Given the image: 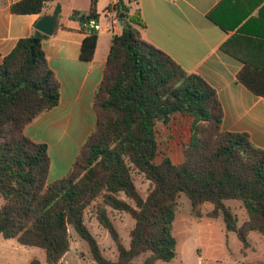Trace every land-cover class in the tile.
<instances>
[{
    "label": "trees",
    "instance_id": "obj_1",
    "mask_svg": "<svg viewBox=\"0 0 264 264\" xmlns=\"http://www.w3.org/2000/svg\"><path fill=\"white\" fill-rule=\"evenodd\" d=\"M55 0H22L12 6L17 15H45ZM98 0L88 14L72 18L86 35L82 59L92 61L99 33ZM124 12L126 25L112 40L103 79L94 98L96 124L82 144L70 172L50 181L49 145L30 139L26 129L61 103V86L43 46L46 36L18 41L0 64V237L21 246L42 249L47 264H59L71 250L74 230L87 242L97 264H173L178 256L174 234L178 199L194 208L214 206L223 214L227 231L244 248L250 235H264V149L245 133L223 130L224 112L216 90L203 78L185 71L171 56L142 38L139 11L130 15L123 5L107 8ZM61 7L54 15L59 17ZM65 29V28H64ZM65 30H68L67 28ZM253 94L264 98V64L245 61L237 76ZM176 116L191 119L184 160L157 164V127ZM143 175L151 188L143 197L134 179ZM125 197V198H124ZM240 201L248 214L242 225L226 202ZM94 208L96 221L115 243L118 257L107 258L86 223ZM129 214L134 227L126 246L108 209ZM31 264H42L34 259Z\"/></svg>",
    "mask_w": 264,
    "mask_h": 264
},
{
    "label": "crops",
    "instance_id": "obj_2",
    "mask_svg": "<svg viewBox=\"0 0 264 264\" xmlns=\"http://www.w3.org/2000/svg\"><path fill=\"white\" fill-rule=\"evenodd\" d=\"M20 1L0 0V64L18 41L38 31L35 25L43 16H55L56 7H61L59 17L55 16L58 21L55 34H44L43 42L61 86V103L30 124L26 134L38 143L52 142L51 145L66 153L71 149L69 146L78 143V156L94 129L87 136L81 134L85 113H95V94L115 35L101 32L94 59L84 61L81 53L86 35L81 32L80 21L72 15L74 12L88 14L92 0H55L45 15L14 14L12 6ZM116 4L126 7L130 15L140 12L145 23L141 29L145 42L171 56L185 71L200 76L216 90L224 112V131L248 134L254 145L264 149V98L253 94L237 78L245 61L264 64V0H98L101 22L106 19L107 8ZM125 25L120 22L118 35ZM77 126L78 129L71 130ZM66 138L70 143L65 148ZM74 161L63 175L49 180L65 177ZM91 260L95 262L92 256ZM32 261L29 257L22 258L20 253L0 256V264H31ZM86 261L87 256L72 254L70 250L59 264Z\"/></svg>",
    "mask_w": 264,
    "mask_h": 264
},
{
    "label": "rangeland",
    "instance_id": "obj_3",
    "mask_svg": "<svg viewBox=\"0 0 264 264\" xmlns=\"http://www.w3.org/2000/svg\"><path fill=\"white\" fill-rule=\"evenodd\" d=\"M85 114V124L81 128V134L84 133V136H87L95 126L96 116L95 113ZM190 121V118L176 116L169 126L160 125L157 127V137L160 147L156 160L157 164L162 163L166 158H170L175 164L183 162V146L190 140L191 136ZM73 129H78V126L71 130ZM61 133L59 131L58 135ZM69 143V138H66L64 140V147L66 148V145H69ZM46 144L50 146L52 167L49 178L53 180L66 172L69 165L76 159L75 157L77 156L80 145L76 143L69 146L71 149L66 153L60 147L51 145L52 142ZM134 179L143 197L147 196L151 188V183L143 175L138 173H134ZM4 203V198L0 197V209ZM226 204L238 218V225H242L248 220L247 211L240 201L231 199ZM213 209L214 206L211 204L194 208L190 200L184 195L178 199L176 221L174 222V234L178 242V256L172 263L264 264V235L252 233L249 237L250 247L244 248L237 235L227 231L223 214L214 216L212 214ZM108 212L124 244L129 246L130 234L135 223L133 222V218L129 214L117 212L110 208ZM96 220L94 208H90L85 221L99 241L104 255L109 259L116 260L118 253L115 243L109 232ZM71 234L73 236L71 253L75 254L77 252L87 256V261L83 264H97L91 260V253L87 242L82 240L74 230H71ZM11 253H20L24 259L26 257H29L31 260L38 259L44 261L46 264V254L42 249L21 246L16 240H6L0 237V256ZM144 258V255L140 256L135 264H142Z\"/></svg>",
    "mask_w": 264,
    "mask_h": 264
},
{
    "label": "built area",
    "instance_id": "obj_4",
    "mask_svg": "<svg viewBox=\"0 0 264 264\" xmlns=\"http://www.w3.org/2000/svg\"><path fill=\"white\" fill-rule=\"evenodd\" d=\"M120 15L117 10H110L106 12V19L104 22L92 20L89 23L91 30L97 33L106 32L113 35H118L120 31Z\"/></svg>",
    "mask_w": 264,
    "mask_h": 264
},
{
    "label": "water",
    "instance_id": "obj_5",
    "mask_svg": "<svg viewBox=\"0 0 264 264\" xmlns=\"http://www.w3.org/2000/svg\"><path fill=\"white\" fill-rule=\"evenodd\" d=\"M125 14L120 15V19L125 18ZM57 17L53 15L43 16L35 25V28L46 36H53L57 30Z\"/></svg>",
    "mask_w": 264,
    "mask_h": 264
},
{
    "label": "bare ground",
    "instance_id": "obj_6",
    "mask_svg": "<svg viewBox=\"0 0 264 264\" xmlns=\"http://www.w3.org/2000/svg\"><path fill=\"white\" fill-rule=\"evenodd\" d=\"M72 129V128H71Z\"/></svg>",
    "mask_w": 264,
    "mask_h": 264
}]
</instances>
